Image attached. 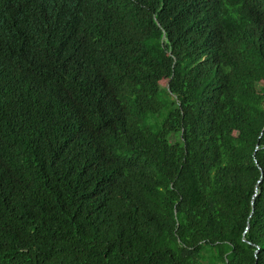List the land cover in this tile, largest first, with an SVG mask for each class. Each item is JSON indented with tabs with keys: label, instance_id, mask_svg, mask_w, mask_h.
I'll list each match as a JSON object with an SVG mask.
<instances>
[{
	"label": "trees",
	"instance_id": "obj_1",
	"mask_svg": "<svg viewBox=\"0 0 264 264\" xmlns=\"http://www.w3.org/2000/svg\"><path fill=\"white\" fill-rule=\"evenodd\" d=\"M0 264H264V0H0Z\"/></svg>",
	"mask_w": 264,
	"mask_h": 264
}]
</instances>
